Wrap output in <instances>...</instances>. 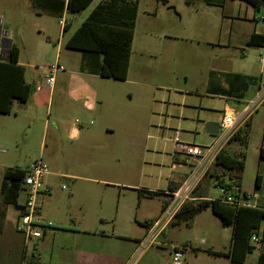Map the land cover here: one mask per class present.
<instances>
[{"label":"rangeland","instance_id":"1","mask_svg":"<svg viewBox=\"0 0 264 264\" xmlns=\"http://www.w3.org/2000/svg\"><path fill=\"white\" fill-rule=\"evenodd\" d=\"M102 1L94 0L81 12L82 18L69 13L73 28ZM34 2L0 0V25L9 31L6 38L20 49V61L27 66L28 81L40 83L46 73L42 68L51 65V53L45 44H58L60 20L54 13L36 17V12L43 9L35 7ZM137 8L128 78L104 81L105 103L98 109V116L92 118L99 135L90 143L81 144L64 136L56 138L52 123L62 112L55 99L51 111L47 105L40 111V119L34 122V135L21 141L22 166L42 159L52 172L70 169L77 176L75 180L55 176L46 179L53 183L52 192L40 201L43 215L54 230L46 231L48 239L36 250L44 261H49L52 253L55 260L58 258L69 238L65 232L81 223L90 229L101 226L109 233L130 237L126 246L133 248L137 243L134 237L142 238L148 231L143 224L160 216L164 200L162 195L140 197L138 190L165 191L172 182H177L179 175H189L198 166L193 160L190 164L180 162L182 155L176 152L173 142L176 132L183 143L200 147L210 146L215 141V136L206 133L205 124L209 117L220 114L225 100L197 92H204L206 71L212 65L214 53L219 52L204 42L214 41V37L204 36L202 28L219 27L224 11L208 13L198 0H138ZM234 9L238 11V7ZM262 16L258 14L264 28ZM41 27L55 34L51 43L47 41L48 35L40 32ZM66 40L67 36L61 38L64 47ZM45 82L44 89L47 88ZM76 111L70 107L62 117L67 122L80 120ZM45 119H50L49 128L44 127ZM106 127L110 132L105 131ZM263 132L264 106L255 115L246 143L226 148L235 156L239 151L245 153L242 186L250 193L256 189L258 173H264V161L259 152ZM2 151L7 150L2 148ZM179 162L181 166H174ZM202 181L210 198L222 195L208 175ZM22 201L23 197L19 199L20 205ZM220 230L218 217L208 209L191 225L182 222L168 227L161 238L148 243L140 255H136L133 264H167L171 261L172 246L189 241L194 245L203 244L208 233ZM33 243L29 253L34 250ZM200 246V249H189L185 264L186 261L224 264L223 259H216V255L208 252L207 246ZM259 252L254 249L247 263H252Z\"/></svg>","mask_w":264,"mask_h":264},{"label":"crops","instance_id":"2","mask_svg":"<svg viewBox=\"0 0 264 264\" xmlns=\"http://www.w3.org/2000/svg\"><path fill=\"white\" fill-rule=\"evenodd\" d=\"M64 1L67 3L68 0ZM198 2L208 13L222 9L225 14L219 27H208L206 25L202 28V31L205 32L204 36L213 35L214 37V41L206 40L204 42L207 45H211L212 48H216L219 52L214 53L211 58L212 65L206 71V79L202 87L204 92H197V94H204V96L212 99L225 100V106L220 111V114L215 113L216 115L214 114L212 117H209L210 119H207L208 123L215 122L220 124L224 115L228 114L235 121L233 135L244 130L242 142L235 141L233 143L229 142V140L223 142L220 149L227 151V145L236 144L240 146L246 143L255 115L264 106V68L260 58L264 52V28L261 26V22H259L261 19L258 17V14H262V20L264 21V11H256L244 0H198ZM234 7H238L237 12ZM46 13L49 14L51 12L48 10H38L36 17L42 18ZM74 16L82 18V13ZM58 18L59 20H64V24H60L58 44L48 43L45 45L51 53L50 64L58 63L60 66H63L64 70L57 72L53 87L45 84L47 87L45 90L42 84L46 81L49 66L42 68L46 72L42 82L33 81L31 83L28 81L26 75L27 66L19 59V63L26 69V81L35 86V92L26 103L14 101L12 111L9 114H0V264H22L31 258L36 259L40 264H129L138 254L139 244L148 236L149 231L142 238L134 237L137 243L133 244V248H129L126 245L130 242V237L117 235L114 232L109 233L101 226L90 229V227L81 223L78 227L75 226L74 229L65 232L69 235V238L66 240L63 252L58 254V258L56 257L55 260V256L52 253L50 260L44 261L43 256L40 255V252L37 253L36 250L40 247V243L48 239V237L45 236L43 239L35 241L33 243L34 250L32 249L33 251L29 253L30 249H25L24 236L18 231V222L22 211L21 205H6L3 202L1 189L4 175L8 169L19 168L25 170L28 167V164L25 166L21 165L23 151L21 141L25 142L34 135V122H38L40 111L46 105L48 111H51L50 107H52L54 100L57 99L58 106L62 112V115H58L52 123L53 133L56 138L64 136L69 140L80 142V144L90 143L92 139H95L99 135L98 127H96L95 121L92 118L98 116V109L105 103L106 97L103 92L104 81H125L101 76L102 55L74 50L66 46L68 40L86 18L79 20L75 28H73V23L69 19V13L66 10ZM65 26L66 31L64 30ZM0 27L2 28V25ZM2 30L3 33L7 32V36L9 35L7 28ZM40 32H45L48 35L47 41L50 43L53 41L52 36H55V34L44 30L42 27ZM65 36H67V40L64 47L61 38ZM11 42V45L14 44L12 40ZM70 107L77 110L76 113L80 116V120L67 122L62 117L67 114ZM43 122L44 127L49 128L50 119H45ZM105 131L110 132V129L106 127ZM217 135H215V140L217 139ZM2 148H5L7 151H2ZM262 149H264V141L259 149L260 157L264 161V157L261 156ZM228 153L236 158L245 156L246 160V155L243 151L237 152L236 156L230 152ZM182 158L180 162L185 163V158L183 156ZM180 162L174 163V166H181L182 163ZM49 176L66 180H75L77 177L70 169L65 171L58 170L52 172ZM187 176L188 174L179 175L177 182H172L165 191H152L168 195L171 192L170 190L178 189ZM258 176H260L258 186H256L255 182L256 189L251 192L256 197L251 200L249 206L264 210V173L259 172ZM83 178L90 179L87 177ZM209 178L211 177L209 176ZM211 179L214 180V185L217 187L216 179ZM90 180L94 181V179ZM47 184L52 186L53 183L48 181ZM242 189L243 192L250 193L243 186ZM194 196L196 200H215L209 197L208 188L206 184H203V181L199 184ZM22 197L23 194H21L20 198ZM166 198L164 196V199ZM207 210L199 213L195 219ZM153 219H150V221ZM100 220L101 222L104 221V219ZM220 225L221 230L219 233H208L203 244L197 243V245H194L193 242L189 241L187 244L190 247L188 248L191 250L200 249L202 247L200 245H205L208 250L214 253L226 254L229 252L232 245L233 229L231 226H223L221 221ZM164 232L157 239L161 238ZM259 234L262 237L261 249L250 264H255L260 254L264 253V222L259 230ZM163 246H166V244H163ZM252 254L253 252L248 254L247 259ZM214 258L223 259L225 261L223 262L224 264L231 263V259L227 256L220 255ZM186 262V264H190L188 261ZM167 264H171V261Z\"/></svg>","mask_w":264,"mask_h":264},{"label":"trees","instance_id":"3","mask_svg":"<svg viewBox=\"0 0 264 264\" xmlns=\"http://www.w3.org/2000/svg\"><path fill=\"white\" fill-rule=\"evenodd\" d=\"M94 0H35L37 8L48 10L59 16L64 10L71 14H80L86 10ZM256 11H264V0H244ZM138 0L130 3L128 0H103L83 21L82 25L68 40V48L97 53L103 56L101 76L117 80H126L130 66L132 44L138 15ZM66 31V26L64 27ZM20 49L12 44L9 55L0 59V114H9L14 101L28 102L35 92V86L27 83L26 69L19 63ZM244 130L235 133L229 142L243 140ZM264 157V149L261 150ZM245 171V156L236 158L222 149L216 156L207 175L216 179V185L227 186L229 192L236 198L244 193L242 180ZM26 171L23 169H8L2 183V198L6 205H19L23 191V180ZM260 176L256 177L258 186ZM140 197L155 198L160 195L167 198L163 207L168 203L169 196L154 191L138 190ZM172 191V190H170ZM210 209L221 221L223 226L233 229L232 245L226 254L208 252L216 256H227L230 264H247L248 254L254 251L251 244L253 234H259L264 222V210L250 206H234L215 200H195L187 202L168 226L182 222L191 225L195 217L202 211ZM155 220V219H154ZM152 220V221H154ZM152 221L143 225L149 231ZM182 246L190 247L188 244ZM27 264H40L31 258ZM255 264H264V253H261Z\"/></svg>","mask_w":264,"mask_h":264},{"label":"built area","instance_id":"4","mask_svg":"<svg viewBox=\"0 0 264 264\" xmlns=\"http://www.w3.org/2000/svg\"><path fill=\"white\" fill-rule=\"evenodd\" d=\"M60 24H64V20L60 19ZM4 33L0 27V57L5 59L9 55L11 44L3 41ZM261 61L264 68V52L261 54ZM64 70L63 66L53 63L48 67V75L46 84L53 87L57 72ZM219 133L217 139L212 145L200 147L195 144L183 143L179 133L176 132L173 142L176 152L185 158V163L190 164V160L197 161V165L183 181L182 185L168 193L169 201L162 208L161 214L150 224L148 236L139 244L138 254L146 247L148 243H152L168 228L174 220L178 212L187 202L195 201L194 196L202 179L213 164L220 147L223 142L228 141L233 136L235 128L234 118L225 114L220 122ZM26 175L23 180V201L21 203V215L18 222V231L24 236L25 249H29L32 242L43 239L47 230H54L52 224L47 223L43 212L40 199L48 196L52 192V187L47 184L46 179L51 174L49 166L42 160H36L28 165L25 169ZM222 196L221 201L234 206H249L254 193H242L240 198L233 196L227 186H219ZM251 244L255 249L260 250L262 245V237L260 234H253ZM189 248L185 246H172L171 264H185V257ZM132 260L129 264H132ZM22 264H27L24 261Z\"/></svg>","mask_w":264,"mask_h":264},{"label":"water","instance_id":"5","mask_svg":"<svg viewBox=\"0 0 264 264\" xmlns=\"http://www.w3.org/2000/svg\"><path fill=\"white\" fill-rule=\"evenodd\" d=\"M6 36H7V32L4 33L3 41H6L9 44H11L12 43L11 40L6 38ZM219 127H220V125L218 123L209 122L206 124L205 130H206L207 134L215 136L219 133Z\"/></svg>","mask_w":264,"mask_h":264}]
</instances>
